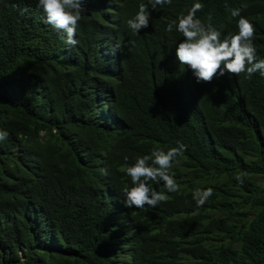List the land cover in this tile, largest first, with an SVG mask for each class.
Listing matches in <instances>:
<instances>
[{"label":"trees","instance_id":"obj_1","mask_svg":"<svg viewBox=\"0 0 264 264\" xmlns=\"http://www.w3.org/2000/svg\"><path fill=\"white\" fill-rule=\"evenodd\" d=\"M179 2L257 66L225 106L154 0H0V264H264V0Z\"/></svg>","mask_w":264,"mask_h":264},{"label":"clouds","instance_id":"obj_2","mask_svg":"<svg viewBox=\"0 0 264 264\" xmlns=\"http://www.w3.org/2000/svg\"><path fill=\"white\" fill-rule=\"evenodd\" d=\"M179 1L154 0L151 7L153 10H148L142 4L135 14L144 13L143 18L146 23L150 22V28L160 40L175 41L173 47H183L172 49L173 60L187 68V73L195 84L202 85L204 100L208 98L212 105L220 103V106H225L226 93L239 91V84L250 78L257 66H243L228 41L224 43L223 49L204 54L198 53V46L187 47L205 27L197 26L192 18L194 12L185 13ZM125 2L126 0H119V6ZM17 253L19 260H23V248H18Z\"/></svg>","mask_w":264,"mask_h":264},{"label":"rangeland","instance_id":"obj_3","mask_svg":"<svg viewBox=\"0 0 264 264\" xmlns=\"http://www.w3.org/2000/svg\"><path fill=\"white\" fill-rule=\"evenodd\" d=\"M252 212H253V210L251 209V210H250V213L247 214V218H250V217L252 216ZM117 217H120V216L117 215ZM233 217L235 218V216L233 215V216H231L228 220H229V221H233Z\"/></svg>","mask_w":264,"mask_h":264}]
</instances>
